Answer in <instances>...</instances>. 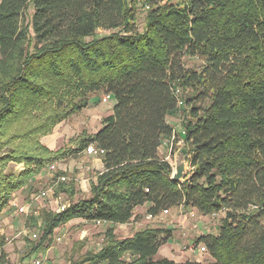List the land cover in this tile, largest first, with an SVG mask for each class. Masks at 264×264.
I'll return each instance as SVG.
<instances>
[{
    "label": "trees",
    "instance_id": "1",
    "mask_svg": "<svg viewBox=\"0 0 264 264\" xmlns=\"http://www.w3.org/2000/svg\"><path fill=\"white\" fill-rule=\"evenodd\" d=\"M185 56L204 64L189 67ZM107 93L115 104L96 133L58 150L42 143L91 95ZM179 110L181 132L168 120ZM172 138L190 145L184 182L160 152ZM90 144L105 151L90 197L43 210L31 253L84 219L105 224L106 241L74 264H264V0H0V216L35 176ZM9 162L24 169L6 173ZM62 189L74 194L73 185ZM144 205L153 217L181 206L222 214L218 233L195 241L212 260L159 256L171 228L119 238L114 225Z\"/></svg>",
    "mask_w": 264,
    "mask_h": 264
},
{
    "label": "rangeland",
    "instance_id": "2",
    "mask_svg": "<svg viewBox=\"0 0 264 264\" xmlns=\"http://www.w3.org/2000/svg\"><path fill=\"white\" fill-rule=\"evenodd\" d=\"M33 9H28V15L32 14ZM146 8H140L137 25L142 29ZM110 31L99 30L98 34H108ZM185 63L187 66L199 69L204 64V59L198 57L185 56ZM183 93V92H182ZM100 101V100H99ZM102 102V101H101ZM115 99L112 98L107 102H102L101 105L104 111H107L105 115L110 114ZM182 118L187 115V112H181ZM182 124V123H181ZM98 124H95L97 126ZM91 125L90 127H92ZM57 127V126H56ZM55 127V128H56ZM177 130V129H176ZM182 130V129H181ZM180 128L178 132H181ZM55 129L48 135L53 134ZM91 131H93L91 129ZM47 136V135H45ZM43 136V137H45ZM42 137V138H43ZM41 138V141H42ZM69 139L68 141H70ZM43 143V142H42ZM44 144V143H43ZM62 145V143H60ZM68 142L63 147H67ZM190 145L185 143L184 139H171L165 140L161 148V155L170 162L175 170V160L181 151L189 152ZM5 150L0 148V157ZM72 171H67V177H69L68 184L64 187L74 186V194L64 191L63 186L56 187V192L52 196L41 198L39 196L35 203L36 208H44L45 212L56 211L58 201L64 203H74L81 199L90 197L91 195V183L89 179L92 173L86 171L85 166H76ZM188 171L190 169L187 162ZM24 169V164L9 162L4 172H18ZM84 172V175H83ZM87 180V181H86ZM86 181V183L84 182ZM85 183V184H84ZM32 184V181L30 182ZM34 191L38 190L41 193L43 190L49 188L52 185V181H48L45 174L42 176L40 184H36ZM30 187L25 188L20 194V200L25 203L30 202L28 190ZM37 193V195L39 194ZM23 202V203H24ZM43 211V212H44ZM42 212V214H43ZM41 214V215H42ZM140 217H136L129 225L123 227H116L115 234L119 238L132 235L135 231L147 228V227H164L171 228L173 230V237L170 242L165 244L161 249L165 250L166 247L176 246L177 251H173L175 259L177 261H186L187 259L194 258L196 256L199 261L207 262L212 258L208 252L201 253L190 249V245L194 243L201 235L204 234H217L219 225L221 222L222 214L218 215H202L196 210H189L186 208L173 210L169 213H160L154 218L148 217L145 210L138 213ZM39 222L37 218L31 222V217L14 210L13 216L9 221L0 220V254L4 252V264H36V262H43L45 264H74L75 261L83 257L87 252L98 251L106 241L107 226L103 223H97L93 221H86L84 219H74L60 227L56 228L50 238L40 247L36 252H32V248L39 243V239L43 235L44 227L46 223L42 217ZM38 232L39 237L33 241L30 238L31 233ZM60 238V239H59ZM164 252V251H163ZM195 253V255H193ZM192 254V257L189 255ZM194 261V260H193Z\"/></svg>",
    "mask_w": 264,
    "mask_h": 264
},
{
    "label": "crops",
    "instance_id": "3",
    "mask_svg": "<svg viewBox=\"0 0 264 264\" xmlns=\"http://www.w3.org/2000/svg\"><path fill=\"white\" fill-rule=\"evenodd\" d=\"M101 97H102V95H100V94L91 95L89 97V106L88 107L82 109L80 112L72 115L70 118L66 119L65 121H63L59 125H57L54 133L51 135H47V136L43 137L42 142L51 150H58V149L62 148L65 143L69 142L68 141L69 139L75 138V137L79 136L80 134H82L83 132H87L88 134L96 133L102 127L103 118L112 113V111H110L109 112L110 114L105 115L107 113V111H104L103 108H101L102 107L101 103L103 102ZM112 110H113V108H112ZM181 112H183V110H179L174 115L168 117L169 122L177 130L179 128H180V130L182 129V125H181L182 114H181ZM95 124H98V125L95 126ZM91 125H93V126L90 127ZM91 129L93 131H91ZM60 143H62V145H60ZM57 162H58V170L63 171L65 173L64 175H67L68 170L69 171L74 170L75 169L74 167H76L77 165L79 167L85 166L86 171H88V173H92V176L89 178L92 180V182H95L97 179V175L104 170L103 155H100L97 153L90 154L87 152L86 149L82 152L76 153L74 155H71V156H69L65 159H62L60 161H57ZM44 174L48 178V181L51 182L53 180V173L48 171V170H44L43 172H41L40 174H38L37 176H35L31 180L32 184L25 187V188L30 187V189L28 190V195L30 193L31 188H34L35 186L37 187L36 184H40V181H41L42 176ZM83 175H84V172H83ZM86 181H84V182L86 183ZM25 188H23L22 190H19L17 193H15L13 198L11 199V201L16 198L17 204H19V205L25 204V202L21 201L20 197H19ZM147 207H148L147 205H144V206H140V207L135 208V211H134L135 215H134V218L132 220H135L136 217H140V215L138 213H140L142 210H145V213H146ZM182 208H184V207L181 206V207L173 208V209H170L169 212H171L173 210H177V209L180 210ZM14 210H18V208L9 203V205L4 209L3 213L1 214L0 220L10 222V220L13 216ZM43 210H44V208L40 209V214ZM147 216L154 218L151 215H147ZM31 217L37 218L36 219L37 222H39L41 220L39 215L38 216H31ZM131 221L126 223V224H116V225H114V228H116L117 226L123 227L125 225H129L131 223ZM135 232H137V231H135ZM132 235H130V236H132ZM177 250H178V248L171 244V247H166L165 250L160 249L159 256L176 260L175 254L173 253V251H177ZM193 255H195V253ZM189 257H192V254H190ZM187 260L199 261V259L196 256H194V258L187 259Z\"/></svg>",
    "mask_w": 264,
    "mask_h": 264
},
{
    "label": "built area",
    "instance_id": "4",
    "mask_svg": "<svg viewBox=\"0 0 264 264\" xmlns=\"http://www.w3.org/2000/svg\"><path fill=\"white\" fill-rule=\"evenodd\" d=\"M176 93L178 96L181 95V90L180 89H177L176 90ZM112 98V95L111 94H103L101 99L103 102H107L109 101L110 99ZM179 106L182 107L184 106V101L181 97H179ZM174 139V138H173ZM87 152L92 154V153H97V154H100V155H104L105 154V151L104 149L98 147L97 145L95 144H90L87 148H86ZM58 169V162L55 161L53 162L51 165H49L48 167V171L52 172L53 173V180H52V185L43 190L41 193H39L34 200L30 201L29 203H25L23 205H19L17 204V199L15 198L14 200H12L10 202L11 205L13 206H16L18 208V211L25 214L26 216H38L40 214V209L36 208L35 206V203L36 201L38 200L39 196L41 198H45V197H48L50 195H54L55 192H56V187H58L61 183H68L69 181V177H67L66 175H60V176H56L54 174V172ZM70 206V203H64L62 201H58V204H57V208H56V211L57 212H63L65 211L68 207ZM164 213H169V210H164L163 211ZM97 223H101L100 221H96ZM39 237V234L38 232H33L31 233L30 235V238L35 241L37 240ZM60 239V238H59ZM190 249H193L195 251H198V252H201V253H205L207 251V247L202 244V243H196L194 241V243H192L190 245ZM36 264H42L41 262H36ZM43 264H45L43 262Z\"/></svg>",
    "mask_w": 264,
    "mask_h": 264
},
{
    "label": "water",
    "instance_id": "5",
    "mask_svg": "<svg viewBox=\"0 0 264 264\" xmlns=\"http://www.w3.org/2000/svg\"><path fill=\"white\" fill-rule=\"evenodd\" d=\"M189 152L181 151L175 160V170L172 173V179L184 182L187 174V162H188Z\"/></svg>",
    "mask_w": 264,
    "mask_h": 264
}]
</instances>
